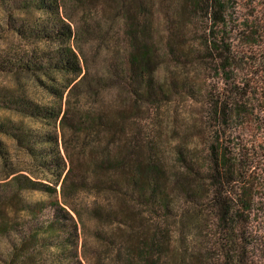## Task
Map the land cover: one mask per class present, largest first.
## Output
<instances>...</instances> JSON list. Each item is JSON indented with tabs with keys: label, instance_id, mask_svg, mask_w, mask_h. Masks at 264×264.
Masks as SVG:
<instances>
[{
	"label": "trees",
	"instance_id": "trees-1",
	"mask_svg": "<svg viewBox=\"0 0 264 264\" xmlns=\"http://www.w3.org/2000/svg\"><path fill=\"white\" fill-rule=\"evenodd\" d=\"M114 1L0 0V260L264 264V0Z\"/></svg>",
	"mask_w": 264,
	"mask_h": 264
},
{
	"label": "rangeland",
	"instance_id": "rangeland-1",
	"mask_svg": "<svg viewBox=\"0 0 264 264\" xmlns=\"http://www.w3.org/2000/svg\"><path fill=\"white\" fill-rule=\"evenodd\" d=\"M66 15L70 20L76 22L72 26L80 27L87 20H92V18L97 17L101 13L103 15H108L111 17L116 12L115 1L114 0H85L80 5L75 0H66V8L64 10ZM40 15L38 13L33 14V18H37ZM14 19L23 18L21 14H15ZM8 13L2 8L0 4V25L3 26L5 31L0 35V55H4L10 51H23L31 52L35 49L38 50H48L54 45L37 43V42H21L16 36H14L10 31L7 30ZM0 28H2L0 26ZM85 47V46H82ZM60 77L57 76V80ZM73 76H68V79H72ZM0 87L10 88L22 94H25L41 103L48 105H57V101L49 94H47L44 89L37 83L36 80H32L27 77H17V76H6L0 74ZM9 149H12V144L5 139H2ZM13 152V150L11 151ZM1 175V174H0ZM32 200L45 199V196L34 194L30 197ZM7 242L0 238V254L3 255L7 251ZM0 264H4V261L0 260Z\"/></svg>",
	"mask_w": 264,
	"mask_h": 264
}]
</instances>
